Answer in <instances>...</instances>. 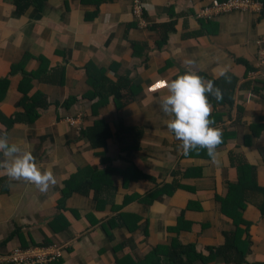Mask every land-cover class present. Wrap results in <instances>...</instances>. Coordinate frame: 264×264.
<instances>
[{
  "label": "crops",
  "instance_id": "obj_1",
  "mask_svg": "<svg viewBox=\"0 0 264 264\" xmlns=\"http://www.w3.org/2000/svg\"><path fill=\"white\" fill-rule=\"evenodd\" d=\"M212 1L145 0L149 27H142L128 0H46L42 11L23 14L11 0H0V115L22 111L24 96L42 93L49 103L38 107L32 122H14L8 129L0 119V133L30 146L38 166L50 168L56 179L41 193L0 169L7 184L0 193V257L49 243L62 249L57 264H115L122 256L138 262L174 241L206 254L207 247L224 243V232L237 228L219 201L238 180L236 161L254 167L256 183L264 188V72L254 71L264 13L199 19L197 13ZM162 24L173 30L157 48ZM186 59L195 63L186 65ZM87 63L108 79L126 76L137 87L135 96L120 108L110 95L102 103L86 97L92 89ZM223 66L237 84L232 106L210 102L212 127L223 134L217 162L206 149L185 156L166 127L169 117L159 104L166 91L158 85L181 70L215 78ZM69 96L76 99L65 107L61 103ZM119 120L141 130L138 148L119 149L136 139L120 129ZM94 121L104 122L111 134L104 148L92 147L82 135ZM172 182L174 192L137 201L136 195ZM237 222L250 223L244 264L264 262V215L248 203ZM208 264L228 263L216 258Z\"/></svg>",
  "mask_w": 264,
  "mask_h": 264
},
{
  "label": "trees",
  "instance_id": "obj_2",
  "mask_svg": "<svg viewBox=\"0 0 264 264\" xmlns=\"http://www.w3.org/2000/svg\"><path fill=\"white\" fill-rule=\"evenodd\" d=\"M16 8V12L19 14L25 13L28 9L34 8L38 11H42L46 0H11ZM264 5V0H260ZM160 27V39L156 41L155 45L160 48L167 39V34L173 30L172 24H162ZM158 27V28H159ZM44 60V59H43ZM42 71L46 68H42ZM40 70V71H41ZM86 70V82L91 86V90L86 93V97L92 99L98 97L99 103L106 100L107 96H111L115 108H120L125 103L130 101L137 92V87L126 76H118L115 80L108 79L104 76L103 70L95 67L94 65L87 63L85 65ZM185 70H181L179 73H184ZM206 80H213L214 84L221 90L222 99L216 100L215 97L209 96V103L223 104L232 106L234 99V88L237 84V77L228 72L230 76V82H226L223 78L215 79L207 75L204 72H196ZM33 76H37L36 72H33ZM63 77L62 71L61 75ZM6 80H2L5 83ZM60 82L62 80L60 79ZM1 97V96H0ZM75 96H69L61 104L68 107L74 100ZM49 105L46 97L42 93H37L30 97L24 96L20 101V107L22 111L16 112L9 117L1 116L0 119L5 122L6 128H10L14 122H32L39 116L38 107H47ZM212 118V116H210ZM120 129L124 130L128 134L136 135V139L131 144L119 146V149H136L138 148V141L141 137V130L136 128L123 127L120 120L118 121ZM212 124L211 126H213ZM260 129V128H259ZM83 136H86L92 147L105 146V139L110 137L111 134L107 126L102 121H94L93 126L87 128L82 132ZM223 136V134H222ZM120 140V139H119ZM245 142H247L245 140ZM236 168L238 172V180L236 183H230L228 185V192L225 198L219 199L221 202V209L224 215L231 217L234 220L237 228L234 231H226L223 233L224 243L218 247H207L206 254L196 251L194 244L182 245L176 241L172 242L168 246H158L154 249L153 254L147 259L134 262L128 256H122L115 259V264H195L200 262L202 264H208L214 261L216 258H221L228 264H244L246 263V257L251 250V240L248 229L250 223L244 222L243 224L237 222L241 218V212L246 208V204H254L259 210L261 215H264V188L257 185L255 180L254 167L248 165L242 161H236ZM137 177L151 179L148 176L136 171ZM92 176H90L91 178ZM154 180V179H151ZM155 182V181H154ZM3 179H0V193L7 191V184ZM175 183L165 184L164 187H156L154 190L145 194L144 196H137L139 202H151L164 190L165 193H172L176 189ZM256 195L259 198H256ZM97 195L94 196L95 200H98ZM232 212V214H229ZM231 215V216H230ZM233 217V218H232ZM182 217L178 219L177 226ZM237 219V220H236ZM176 226V227H177ZM244 226V227H241ZM108 234V238H109ZM49 245V243L41 244L40 246ZM58 261V260H57ZM47 264H57L56 261H52ZM251 264H264V262H254Z\"/></svg>",
  "mask_w": 264,
  "mask_h": 264
},
{
  "label": "clouds",
  "instance_id": "obj_3",
  "mask_svg": "<svg viewBox=\"0 0 264 264\" xmlns=\"http://www.w3.org/2000/svg\"><path fill=\"white\" fill-rule=\"evenodd\" d=\"M186 65L195 61L186 59ZM227 66L219 67L215 79L223 78L230 82ZM175 78L162 79L158 90L166 94L160 97L161 110L169 117L166 121L168 131L181 142L182 154L188 156L191 151L206 149L207 155L217 162V147L222 143V132L212 127L210 119L212 106L209 96L222 99L221 90L213 80H206L196 72L174 73ZM0 169L12 180L25 181L36 187L41 193L56 184L50 168L41 169L32 154L30 146L21 147L9 139L7 132L0 133Z\"/></svg>",
  "mask_w": 264,
  "mask_h": 264
},
{
  "label": "built area",
  "instance_id": "obj_4",
  "mask_svg": "<svg viewBox=\"0 0 264 264\" xmlns=\"http://www.w3.org/2000/svg\"><path fill=\"white\" fill-rule=\"evenodd\" d=\"M130 14L139 26L149 27L145 21V0H128ZM234 12H248L262 15L264 5L260 0H213L203 6L197 13V17L203 20H214L219 16ZM255 72H264V36L256 43ZM72 123V120H69ZM62 255V249L56 244L37 246L22 250H13L9 256L0 257V264H47L57 261Z\"/></svg>",
  "mask_w": 264,
  "mask_h": 264
}]
</instances>
